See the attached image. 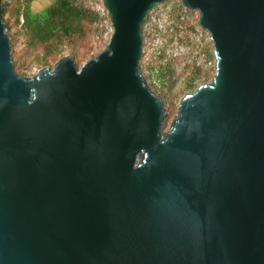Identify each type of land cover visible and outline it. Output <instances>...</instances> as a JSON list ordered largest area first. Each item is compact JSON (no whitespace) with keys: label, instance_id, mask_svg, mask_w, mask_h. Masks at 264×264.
Returning <instances> with one entry per match:
<instances>
[{"label":"water","instance_id":"1","mask_svg":"<svg viewBox=\"0 0 264 264\" xmlns=\"http://www.w3.org/2000/svg\"><path fill=\"white\" fill-rule=\"evenodd\" d=\"M166 0H102L112 33L15 73L0 4V264H264V0H181L215 72L166 108L140 70Z\"/></svg>","mask_w":264,"mask_h":264},{"label":"rangeland","instance_id":"2","mask_svg":"<svg viewBox=\"0 0 264 264\" xmlns=\"http://www.w3.org/2000/svg\"><path fill=\"white\" fill-rule=\"evenodd\" d=\"M54 1L32 0L30 10L33 13L40 12ZM180 1L175 0L177 3ZM20 4L23 5L24 1L14 0L9 2L2 20L10 27L9 31L6 30V34L9 37L10 49L12 51L11 59L15 73L23 77H33L40 69L44 68L42 67V55L45 51L43 46L40 45L36 48L28 46L25 34L18 32L20 27L15 22L14 8ZM82 5L91 10L100 11V20L97 23L85 24L86 37L83 41H75L72 38L65 39L59 47L62 50V55L48 57L45 67L52 69L55 63L58 62L57 60H60L62 56H71L73 58L72 52L78 54L76 63L80 67L86 61L93 58L90 56L95 57L108 44L112 29L108 25L109 18L102 5V0H84L82 1ZM175 6L177 4L174 3V0H170L158 14V17L165 15L166 12L174 15L176 13L173 9ZM183 8L186 9L185 7ZM186 10L192 13L187 14V25L182 28V32L179 30L175 32V29H173L174 34L169 29L165 41L160 43L159 40L153 39L157 35L156 30L161 29V26H163V21H158L157 19L146 27L145 36H143L144 45L140 70L144 79H146L147 73L150 72V68L158 70L160 66L167 64L172 68V75L166 88L164 91H159L167 100V103L164 105L167 113L164 132L168 130V127L176 118L177 108L181 98L180 92L184 88V83L187 78L199 70L200 83L205 84L212 80L215 72L214 59L212 60L210 57V55H213V46L209 40V34L199 27L198 12L189 9ZM183 31L186 33V40L183 38L185 36H183ZM180 36L181 40L179 41ZM89 48H91V51L86 54L85 52ZM157 48H164V50L160 53Z\"/></svg>","mask_w":264,"mask_h":264},{"label":"trees","instance_id":"3","mask_svg":"<svg viewBox=\"0 0 264 264\" xmlns=\"http://www.w3.org/2000/svg\"><path fill=\"white\" fill-rule=\"evenodd\" d=\"M12 1L14 0H0L2 6V19L6 13L7 4ZM23 1V5L20 4L14 8L15 22L16 25L20 27L18 32L25 34L28 46L31 48H36L39 45L43 46L45 53L42 55V67L46 66L48 57L62 55V50L59 47L63 44L65 39L72 38L75 41H83L86 37L85 24L97 23L101 18L100 11L91 10L82 5V1L84 0H55L51 5L37 13H33L30 10V3L32 0ZM169 1L170 0L151 10L142 28L143 36H145L146 27L157 19L158 21H163V26H161V29L156 30L157 35L153 39L159 40L160 43L165 41L169 29L172 32L173 29H175V32L176 30L182 32V28L187 25V14L192 12L184 9L181 1L177 3L174 0V3L177 4V6L173 8L176 13L172 15L170 12H166L165 15L158 17V14L165 8ZM3 22L5 29L9 31L10 27L5 21ZM181 36L179 41L181 40ZM183 36L186 40V33L184 31ZM157 50L161 53L164 48H157ZM90 51L91 48L85 53L87 54ZM71 54H73V59L76 63L78 54L75 52ZM210 57L212 60L214 59V55H210ZM198 71L189 76L185 81L184 88L180 92L181 98L189 94V92H194L196 88L201 85ZM171 75L172 68L167 64L165 66H160L158 70L150 68V72L147 73L145 79L150 90L156 95L158 94L157 96L164 105L167 103L166 97L159 91H164Z\"/></svg>","mask_w":264,"mask_h":264}]
</instances>
